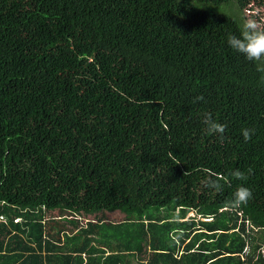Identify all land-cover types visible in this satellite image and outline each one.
<instances>
[{
	"label": "trees",
	"instance_id": "trees-1",
	"mask_svg": "<svg viewBox=\"0 0 264 264\" xmlns=\"http://www.w3.org/2000/svg\"><path fill=\"white\" fill-rule=\"evenodd\" d=\"M249 1L0 0V264H264V83L227 44Z\"/></svg>",
	"mask_w": 264,
	"mask_h": 264
},
{
	"label": "clouds",
	"instance_id": "clouds-1",
	"mask_svg": "<svg viewBox=\"0 0 264 264\" xmlns=\"http://www.w3.org/2000/svg\"><path fill=\"white\" fill-rule=\"evenodd\" d=\"M228 46L237 54L241 55L246 61L251 63L255 71L260 74V81L264 83V21L255 16L241 15L239 17L238 31L229 33L227 36ZM203 96L195 98L193 103L203 101ZM204 132L208 135H215L223 140L226 131V125L218 122L211 112L205 111L201 114ZM241 134L245 141H249L255 135V128L245 127L241 129ZM253 173V169L247 170V175L239 169L231 171L229 175L239 181H246L248 175ZM203 185L210 190L220 192L224 184L222 177H205ZM253 198L252 190L242 184L238 186L227 201L226 206L236 207L246 204Z\"/></svg>",
	"mask_w": 264,
	"mask_h": 264
},
{
	"label": "rangeland",
	"instance_id": "rangeland-1",
	"mask_svg": "<svg viewBox=\"0 0 264 264\" xmlns=\"http://www.w3.org/2000/svg\"><path fill=\"white\" fill-rule=\"evenodd\" d=\"M236 3H238L237 1H235ZM247 9L245 10V15L247 16H255L257 17L258 19H261L262 21H264V6H261L258 4V2L256 0H250L248 3H247ZM252 9V10H251ZM238 8L235 9V11H237ZM151 214L153 215H156L157 217L159 218H163L165 216V210L164 211H151L150 212ZM49 215L51 217H54V218H58L60 219L62 217V215L59 213V211H51L49 212ZM69 220H78L79 218L78 217H75L73 216H68ZM126 214L125 213H122L120 211H112V212H101V213H97V214H90V215H82L81 216V221L83 223H86V220H90L92 222H97L99 219H103L104 220V224L105 225H108L110 223H116V224H121L123 223V221L126 220ZM63 218V217H62ZM146 218V216H145ZM213 216L211 215H202V214H199V213H196L195 211H190V213L187 215V217L183 220H192V219H195L196 221H210V220H213ZM181 221V220H180ZM4 239V238H2ZM263 255H264V250H263ZM147 259V258H146Z\"/></svg>",
	"mask_w": 264,
	"mask_h": 264
}]
</instances>
